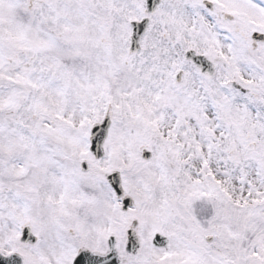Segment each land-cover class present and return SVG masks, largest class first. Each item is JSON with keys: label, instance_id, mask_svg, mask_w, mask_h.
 <instances>
[{"label": "snow or ice", "instance_id": "1", "mask_svg": "<svg viewBox=\"0 0 264 264\" xmlns=\"http://www.w3.org/2000/svg\"><path fill=\"white\" fill-rule=\"evenodd\" d=\"M0 264H264V0H0Z\"/></svg>", "mask_w": 264, "mask_h": 264}]
</instances>
